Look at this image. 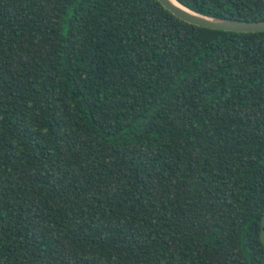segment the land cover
<instances>
[{"label": "trees", "instance_id": "1", "mask_svg": "<svg viewBox=\"0 0 264 264\" xmlns=\"http://www.w3.org/2000/svg\"><path fill=\"white\" fill-rule=\"evenodd\" d=\"M0 264H264V32L0 0Z\"/></svg>", "mask_w": 264, "mask_h": 264}, {"label": "water", "instance_id": "2", "mask_svg": "<svg viewBox=\"0 0 264 264\" xmlns=\"http://www.w3.org/2000/svg\"><path fill=\"white\" fill-rule=\"evenodd\" d=\"M167 11L178 19L195 26L238 33L264 32V21H244L202 15L187 9L176 0H157Z\"/></svg>", "mask_w": 264, "mask_h": 264}, {"label": "bare ground", "instance_id": "3", "mask_svg": "<svg viewBox=\"0 0 264 264\" xmlns=\"http://www.w3.org/2000/svg\"><path fill=\"white\" fill-rule=\"evenodd\" d=\"M171 1H173V0H171Z\"/></svg>", "mask_w": 264, "mask_h": 264}]
</instances>
